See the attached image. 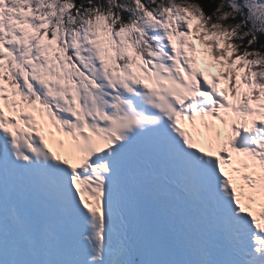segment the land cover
I'll list each match as a JSON object with an SVG mask.
<instances>
[{"label": "snow or ice", "instance_id": "1", "mask_svg": "<svg viewBox=\"0 0 264 264\" xmlns=\"http://www.w3.org/2000/svg\"><path fill=\"white\" fill-rule=\"evenodd\" d=\"M264 0H0V264H264Z\"/></svg>", "mask_w": 264, "mask_h": 264}, {"label": "rangeland", "instance_id": "2", "mask_svg": "<svg viewBox=\"0 0 264 264\" xmlns=\"http://www.w3.org/2000/svg\"><path fill=\"white\" fill-rule=\"evenodd\" d=\"M262 40H264V38H262Z\"/></svg>", "mask_w": 264, "mask_h": 264}]
</instances>
